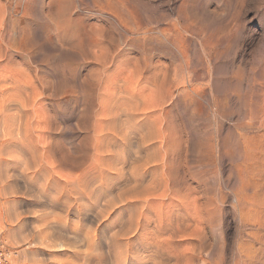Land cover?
Wrapping results in <instances>:
<instances>
[{"label": "rangeland", "instance_id": "rangeland-1", "mask_svg": "<svg viewBox=\"0 0 264 264\" xmlns=\"http://www.w3.org/2000/svg\"><path fill=\"white\" fill-rule=\"evenodd\" d=\"M112 38L117 47L106 58V64L102 65L98 59H103V55L98 49ZM96 41L100 42L98 47L94 46ZM132 104L136 106L135 110ZM109 107L111 110L115 107L114 112ZM118 112L120 115L116 117ZM0 115V129L6 126L8 129L5 128L7 132L0 130V147L6 148H0V190L7 186L3 191L5 194L0 191V250L4 254L0 264H76L74 260L78 258V252L86 250L87 246L74 228L80 224L82 228L85 225L84 231L90 230L95 222L91 218L78 222L69 216L65 222L71 226L52 221L51 224L52 216L56 215L50 213L45 216L50 212L44 203L45 193H57L62 189L64 193L71 191L70 187L74 186L71 183L76 178L81 179L83 172L88 174L93 170L92 175H97L100 171L101 176L110 178L107 173H113L122 162V159L116 160L117 153L122 155L124 152L127 156L131 155L126 156V164H122V172H127L126 176H112L109 183L117 181V185L113 184V191L104 192L105 197L96 202L100 205L98 209L103 198L111 196L110 200L118 201L134 193L131 190L134 181L129 171L140 167L138 163L143 160L144 164L148 163L147 166L161 162L155 177L163 170H170L167 186L177 191L169 194L170 191L163 187L159 191L148 190L151 194L153 190L156 191L152 195H160L159 198L148 195V191L147 195V192L142 193L141 198L149 201L144 205L147 208L144 215L148 221V226L144 228L146 238L147 241H154L151 240L153 245L148 241L151 247H145L146 251L138 250L136 254L137 250H134L132 257L141 255L148 259L144 264H156L155 261L157 264H264V0H0ZM134 117L138 122H134ZM100 118L102 121H99ZM115 118H119L120 125ZM123 120L125 123L121 122ZM2 121L6 123L3 125ZM132 121L138 125H133ZM131 123L136 129L132 128ZM114 131L121 134L119 140L114 141ZM8 132L14 135L6 134ZM15 133L19 137L17 140L14 139ZM125 133L129 134L126 138ZM8 135L10 139L14 137L12 141ZM36 138L40 139L37 141ZM15 140L22 143L14 144ZM142 141L145 143L144 149L140 144ZM130 143L140 149H133ZM15 146L20 147L15 150ZM49 146H52L51 149ZM8 148H13L11 153L7 152ZM17 150L19 153H16ZM133 150L138 151L135 154L140 160L143 157L149 160L143 158L137 162ZM151 150L153 153H149ZM34 154L38 156L35 158ZM29 158L38 160L39 163L35 161L38 165H34L33 161L27 164ZM5 160L12 164H5ZM90 160L96 161L92 164ZM95 163H98L97 167ZM248 163L251 166H247ZM24 168L25 171L22 170ZM45 170L50 171L46 173ZM39 173L46 174H40V177ZM145 175L143 184L150 181L152 173ZM96 178L99 182L100 178ZM46 179L54 180L56 185L61 184V188ZM38 181L39 187L36 186ZM143 184L139 186V191ZM246 184L249 186L244 187ZM66 185L70 187L66 189ZM137 187L135 192L138 191ZM120 190L121 197L118 193ZM172 194L176 198L170 196ZM145 195L148 199L151 196L156 204L151 203ZM118 202L117 205L120 204ZM86 203L90 204L88 201ZM155 206L159 209L162 207L161 217ZM140 207V202L136 208H132L133 211L124 207L128 209L124 217H128L130 211L135 213ZM57 209L51 211L60 213V209ZM149 209L154 210L153 213ZM63 216L60 215V218ZM98 219V223H101L104 217ZM42 223L45 227L41 226ZM163 225H167L166 228ZM41 229L42 232L46 230L41 233H49L45 236L50 235V238L41 235ZM144 229L141 230L143 232L139 231L141 235L145 234ZM153 229L157 231V236ZM111 232L108 228L103 236L107 237ZM148 233L155 234L157 243L154 236ZM161 233L165 237L161 238ZM38 235L44 239L41 241ZM137 235L133 242L138 239ZM105 237L100 244L101 250L95 251V255L99 251L102 257L100 259L98 253L97 264H115L114 246L111 244L113 248L110 246V250L106 248ZM143 237L137 241H143ZM67 243H71V247ZM78 243L82 246L79 249L76 248ZM171 247L175 248V252ZM81 248L84 250L81 251ZM156 249L159 254L151 252ZM169 249L173 256L169 254Z\"/></svg>", "mask_w": 264, "mask_h": 264}, {"label": "bare ground", "instance_id": "bare-ground-1", "mask_svg": "<svg viewBox=\"0 0 264 264\" xmlns=\"http://www.w3.org/2000/svg\"><path fill=\"white\" fill-rule=\"evenodd\" d=\"M112 1V0H111ZM115 42V40L112 38V39H110V41L108 42V44H106V45H101L100 47H99V51L100 52H102V55H103V59H102V57H100V60L98 59V62H102V65L103 64H106V58H108V56H110V54H111V51L112 50H114L116 47H117V45L114 43ZM100 42H95L94 43V46H97L98 47V44H99ZM101 55V54H100ZM101 59H102V61H101ZM99 65V64H98ZM104 67H106V65L104 66ZM115 96H116V94H115ZM111 97H112V95H111ZM118 97H121V96H118ZM118 97L116 98V99H118ZM125 97V96H124ZM124 97H122V98H124ZM129 97V96H128ZM127 97V98H128ZM131 97V96H130ZM129 97V98H130ZM122 98H120V99H122ZM133 98V97H132ZM113 100V99H112ZM127 100L128 99H126L125 100V102H127ZM133 100V99H132ZM118 101V100H117ZM112 102V101H111ZM120 103H122L123 102V99H122V102H121V100L119 101ZM124 102V103H125ZM129 102H130V100H129ZM132 102H134V101H132ZM131 103V102H130ZM134 103H136V102H134ZM16 104V103H15ZM14 104V105H15ZM115 104V103H114ZM125 104H127V105H129L128 103H125ZM125 104H123V105H125ZM16 105H19V104H16ZM116 107H117V102H116ZM114 105V106H115ZM118 105H119V103H118ZM126 105V106H127ZM121 106H122V104H121ZM132 107H133V110H135L134 108L136 107V106H133V104H132ZM110 108V107H109ZM115 108V107H114ZM114 108H113V110H114ZM120 108V107H119ZM124 108H126L125 106H124ZM128 108H129V106H128ZM117 109V108H116ZM115 109V113H116V110ZM121 109V108H120ZM109 110V109H108ZM107 110V111H108ZM110 110H111V108H110ZM113 110H111V111H113ZM122 110H123V108H122ZM128 110V109H127ZM132 110V109H131ZM133 110H132V112H133ZM119 111V110H118ZM125 111V113H126V110H124ZM114 112V111H113ZM121 113H124V112H122V111H120ZM120 112H118V114L116 115L115 114V116L116 117H119L118 115H120L119 113ZM109 113V112H108ZM112 113V112H111ZM127 113H128V111H127ZM134 113V112H133ZM105 113H103L102 115L103 116H106V115H104ZM129 114V113H128ZM108 115V114H107ZM121 115H123V114H121ZM134 115H135V113H134ZM134 115H130V116H134ZM1 116V115H0ZM3 116H5V115H3ZM2 116V117H3ZM102 116V117H103ZM109 116H110V114H109ZM112 116H113V113H112ZM124 116V115H123ZM127 116V115H126ZM125 116V117H126ZM129 116V117H130ZM111 117V116H110ZM110 117H108V118H110ZM122 117V116H121ZM139 117H141V115L140 116H138V118ZM1 118V117H0ZM7 118V117H6ZM16 118V117H15ZM20 118V117H19ZM113 118H114V116H113ZM123 118V117H122ZM3 119H4V117H3ZM98 119V118H97ZM104 119V118H103ZM107 119V118H106ZM117 118H115V120H116ZM119 119V118H118ZM117 119V120H118ZM132 119V118H131ZM134 119V122H138V121H136L135 120V117L133 118ZM137 119V118H136ZM143 119V118H142ZM141 119V120H142ZM6 120V119H5ZM12 120V119H11ZM20 120V119H19ZM101 120V118L99 119V121ZM105 120V119H104ZM109 120H111V119H109ZM108 120V121H109ZM113 120V119H112ZM138 120V119H137ZM140 120V119H139ZM97 121V120H96ZM98 121V122H99ZM102 121V120H101ZM126 121V120H125ZM143 121V120H142ZM4 122L6 123V121H2L1 122V124L3 123V125H4ZM105 122V121H104ZM109 122H111V121H109ZM118 123H119V120L117 121ZM121 122H124V120L123 121H121ZM133 122V121H132ZM134 122H133V125H138V123H136V124H134ZM106 123H107V121H106ZM115 123V122H114ZM125 123V122H124ZM129 123H130V121H129ZM143 123V122H142ZM20 124H21V121H20ZM26 124V123H25ZM24 124V125H25ZM102 124V123H101ZM105 124V123H104ZM111 123H109V125H110ZM123 124V123H122ZM23 125V124H22ZM97 125H99V124H97ZM103 125V124H102ZM112 125V124H111ZM114 125V124H113ZM119 125H120V123H119ZM124 125V124H123ZM127 125V124H126ZM132 125V123H131V126H133ZM2 126V125H1ZM14 126V125H13ZM101 126V125H100ZM116 126V125H115ZM115 126L113 127V128H115ZM128 126V125H127ZM130 126V125H129ZM140 126V125H139ZM26 127V126H25ZM109 127L110 126H108V129H109ZM116 127H118V126H116ZM6 129H7V126L5 127ZM4 128V129H5ZM101 128V127H100ZM102 128H103V126H102ZM119 128V127H118ZM123 128H124V126H123ZM122 128V129H123ZM132 128H135L136 129V127H132ZM142 128H144V126H142ZM4 129H0V130H4ZM4 130V132L6 131L7 132V130ZM11 129V128H10ZM10 129H9V131H10ZM14 129V128H13ZM25 129V128H24ZM104 129H105V127H104ZM111 129H112V127H111ZM116 129V128H115ZM121 129V128H120ZM135 129H133V130H135ZM137 129H138V127H137ZM145 129V128H144ZM18 130V129H17ZM20 130H21V128H20ZM46 130V129H45ZM103 130V129H102ZM113 130V129H112ZM118 130V132H120V130L119 129H117ZM117 130H116V132H117ZM132 130V129H131ZM15 131V130H14ZM30 131V130H29ZM43 131V130H42ZM41 131V132H42ZM95 131V133H96V129L94 130ZM97 131H98V129H97ZM100 131V130H99ZM108 131V130H107ZM124 131V130H123ZM130 131V130H129ZM136 131V130H135ZM134 131V132H135ZM138 131H139V129H138ZM2 132V131H1ZM11 132V131H10ZM10 132H8V133H6V134H9ZM12 132H13V130H12ZM45 132V131H44ZM104 133H105V131H103ZM102 132V133H103ZM111 132V131H110ZM125 132V131H124ZM126 132H127V130H126ZM137 132V131H136ZM141 132H143V134H144V131H143V129H142V131ZM146 132V131H145ZM148 132V131H147ZM146 132V133H147ZM3 133V132H2ZM1 133V134H2ZM19 133H20V131H19ZM21 133H23V132H21ZM27 133H28V131H27ZM46 133V132H45ZM44 133V134H45ZM101 133V134H102ZM121 133V132H120ZM120 133H117V134H115V131H114V133H113V138L115 139L114 141H116L117 139H118V137L119 136H121V134ZM132 133H133V131H132ZM149 133V132H148ZM10 134H13V133H10ZM16 134V133H15ZM28 134H30V133H28ZM40 134V133H39ZM88 134V133H87ZM94 134V133H93ZM92 134V135H93ZM115 134V135H114ZM135 134V133H134ZM136 134H139L138 132L136 133ZM142 133H140V135H141ZM14 135V134H13ZM13 135H12V137H13ZM21 135V134H20ZM48 135V134H47ZM91 135V136H92ZM100 134L98 133V136H99ZM126 135H127V137H128V135L129 134H126L125 133V138H126ZM140 135H138L139 137H140ZM145 135V134H144ZM143 135V136H144ZM146 135H148V134H146ZM150 135V134H149ZM7 136V135H6ZM9 136V135H8ZM17 136V134L15 135V137ZM23 136V135H22ZM24 136H25V134H24ZM30 136V135H29ZM40 136H41V134H40ZM97 136V137H98ZM101 136V135H100ZM111 136V137H112ZM3 137H4V135H3ZM21 137V136H20ZM32 137H34V135H32ZM36 137V136H35ZM45 137V136H44ZM48 137H50V136H48ZM106 137V136H105ZM108 137V136H107ZM138 137V138H139ZM141 137H142V135H141ZM140 137V138H141ZM145 137V136H144ZM148 137V136H147ZM150 137V136H149ZM0 138H2V137H0ZM6 138V137H5ZM4 138V139H5ZM9 139H10V136L8 137ZM14 138V137H13ZM13 138H11L10 140L12 141V139ZM17 138H19V137H16V138H14V139H16L17 140ZM23 138V137H22ZM25 138H27V135H26V137ZM24 138V140H26ZM30 138V137H29ZM28 138V139H29ZM109 138V137H108ZM137 138V137H136ZM135 138V139H136ZM139 138V139H140ZM143 138V137H142ZM141 138V139H142ZM152 138V137H151ZM9 139H8V141H9ZM21 139V138H20ZM27 139V140H28ZM37 139V138H36ZM38 139H40V138H38ZM38 139H37V141H38ZM42 139V138H41ZM97 139V138H96ZM120 139H123V138H120ZM135 139H133V141L135 140ZM140 139V140H141ZM144 139V138H143ZM1 140V139H0ZM15 140V141H16ZM23 140V141H24ZM90 140V139H89ZM93 140H94V138H93ZM110 140V139H109ZM119 140V139H118ZM123 140H125V139H123ZM140 140H139V142H140ZM5 141V140H4ZM3 141V142H4ZM7 141V140H6ZM10 141V142H11ZM14 141V140H13ZM20 141V140H19ZM44 141V140H43ZM46 141H47V139H46ZM45 141V142H46ZM99 141V140H98ZM107 141V140H106ZM111 141V140H110ZM143 141H145V139L143 140ZM143 141H142V143H140V144H143ZM3 142H2V144H3ZM18 141H16V142H14V144L15 143H17ZM21 142V141H20ZM20 142H18L19 144H20ZM25 142V141H24ZM27 142H29V141H27ZM49 142V141H48ZM94 142V141H93ZM96 142V141H95ZM123 142V141H122ZM122 142H121V144H122ZM125 142V141H124ZM136 142V141H135ZM139 142H138V144H139ZM146 142H147V140H146ZM11 143H13V142H11ZM22 143V142H21ZM32 143H34V140L32 141ZM31 143V141H30V144H32ZM36 143V142H35ZM47 143V142H46ZM49 143H51V142H49ZM48 143V144H49ZM98 143V142H97ZM101 143V142H100ZM106 143H108V142H106ZM112 143V142H111ZM110 143V144H111ZM117 143V142H116ZM116 143H114V144H116ZM119 144H120V141L118 142ZM128 144H129V142H127ZM131 143H132V141H131ZM130 143V144H131ZM1 144V143H0ZM10 144V143H9ZM13 144V145H14ZM47 144V145H48ZM103 144V143H102ZM102 144H100L101 146H102ZM134 144V143H133ZM137 144V145H138ZM145 144V143H144ZM143 144V147H142V145H141V147L144 149V145ZM4 145V144H3ZM23 145V144H22ZM21 145V146H22ZM27 145H29V144H27ZM33 145V144H32ZM31 145V146H32ZM35 145V144H34ZM50 145V144H49ZM98 145V144H97ZM104 145V144H103ZM125 145V144H124ZM132 145V144H131ZM8 146V145H7ZM37 146V145H36ZM41 146V145H40ZM39 146V147H40ZM74 147H75V145H73ZM72 146V147H73ZM100 146V147H101ZM112 146V145H111ZM121 146V145H120ZM125 146H128L129 147V145H125ZM6 147V146H5ZM14 147V146H13ZM16 147L17 146H15V150H16ZM20 147V146H19ZM19 147H17V148H19ZM25 148H26V145L24 146ZM29 146H27V148H28ZM50 147H52V146H49V148ZM73 147V148H74ZM107 147V146H106ZM110 147V146H109ZM130 147H134V145H132V146H130ZM140 147V146H139ZM147 147V146H146ZM0 148H2V146L0 147ZM10 148V147H9ZM9 148H8V150H7V152L8 151H10L11 149H13V148H11L10 150H9ZM29 148H31V147H29ZM35 148V147H34ZM34 148L32 147V149L34 150ZM49 148H47L46 150L48 151V149ZM77 148V147H76ZM79 148V147H78ZM83 148V147H82ZM94 148V147H93ZM102 148V147H101ZM134 148H138L137 146L136 147H134ZM133 148V149H134ZM2 149H6V148H2ZM51 149V148H50ZM104 150H105V148H103ZM107 149V148H106ZM110 149V148H109ZM112 149H113V147H112ZM131 149V148H130ZM138 149H140V148H138ZM142 149V150H143ZM146 149H148V147L146 148ZM145 149V150H146ZM1 150V149H0ZM27 150H30V149H27ZM128 150V149H127ZM142 150L140 151V152H142ZM160 150V149H159ZM234 150V149H233ZM3 151V150H2ZM6 151V150H5ZM18 151V152H17ZM16 151V153H19V150H17ZM21 151H22V147H21ZM24 151H26V150H24ZM35 151V150H34ZM39 150H37V152H38ZM52 151V150H51ZM99 151V150H98ZM101 151H102V149H101ZM146 151H148V150H146ZM145 151V152H146ZM156 151V150H155ZM154 151V152H155ZM165 151V150H164ZM6 152V153H7ZM12 152H14V150L12 151ZM29 152H32L31 150L29 151ZM28 152V153H29ZM36 152V151H35ZM35 152H33V153H35ZM75 152H76V150H75ZM107 152L109 153V151L107 150ZM120 152V151H119ZM133 152H134V154H135V152H137L138 153V151H134L133 150ZM167 152V151H166ZM0 153H2V152H0ZM4 153V152H3ZM10 153H11V151H10ZM15 153V154H16ZM27 153V152H26ZM39 153L40 152H38L37 154L39 155ZM52 153H53V151H52ZM86 153V152H85ZM98 154H99V152H97ZM96 153V154H97ZM104 153H106V152H104ZM115 153H117L116 151H115ZM122 153H123V151H122ZM125 153V152H124ZM119 154L118 155V153H117V161L119 160V159H122V162H121V165H120V167H115L114 165H113V167H115V171H114V169H113V173H111V172H108L107 174H109V176H110V178H108L107 176H101V174L102 173H100V171H98L99 173L96 175V173L95 174H93L92 175V167H91V169L90 170H92L90 173H82V176L80 175V178L81 179H78V178H76L75 179V182L73 181V183H71L72 185H74V186H72V187H70L71 188V191H67L66 189L67 188H69V187H67V185H66V193H64V191H60V192H57V193H52V194H49L48 192L47 193H45V194H47V195H45L44 196V198H43V196H42V194H41V197L44 199V203L46 204V206L47 207H49V209H50V212H47L46 214H45V216H48V214H50V213H54L56 216H52V220H50V223H51V221L53 222V223H63V226H65L66 224H69L70 225V223H66L67 221L66 220H69V216H73L75 219H77V221L79 222L80 220H82V219H84V218H87L88 220L91 218V220H93V222H95V225L90 229V230H86V231H84L83 230V228L85 227V225H84V227L82 228L81 226H79L80 224H78V226L77 227H75L74 228V230L75 231H77V232H79L80 233V235H81V241H83L84 242V245H86L87 246V249L86 250H84L83 248H81V251H82V249L84 250V251H82V252H78V251H76V252H78V254H79V256H76V257H78L77 259H79V257H80V259H79V261H80V264H97L98 263V261H99V258L98 257H101L100 256V253H99V251H97V254L95 255V251L98 249H100L102 246H100V244H101V242H103L102 241V238L103 237H105V236H103V233H104V231L106 230V229H111L112 230V232L109 234V236H107V237H105L104 239V246L106 247V248H109V250L111 249L110 248V246H114V248H113V246H112V248L114 249V253H115V255H114V253H113V255H114V259H115V257L117 258V260H116V263L115 264H144L143 262H147V260H145V258H143V257H141V255H140V257H132V255L131 254H133V252H134V250H137L136 251V254H137V252H138V250L140 251L141 250V252H143V250L144 251H146L144 248L145 247H151L150 245H149V242H150V244L151 245H153L152 243H151V240L152 239H150V240H148L147 241V233L145 232V229L144 228H146L147 226H148V221H146V217H145V215H144V211L147 209L144 205H145V202H149V201H147L146 199H142L141 198V195H143L142 193L143 192H147L148 190H150L151 191V189H156V190H160L161 189V187H163V189H165V190H169L170 191V193L169 194H171V192H174L175 190H174V187H173V189L171 188V187H168L167 186V184L169 183V180H170V176H171V174H169V173H171L170 172V170L169 171H165V170H163L162 171V173H160L159 174V176L158 177H155V173H157V171H156V169H157V166H159L160 165V163H159V165H158V163H156V162H154V160H152L154 163L152 164V165H149V166H147L148 165V163H143V162H145L144 160L142 161V159L144 158L145 160H149V159H146L145 157H143L141 160L139 159L140 157H137L136 155H138V154H135L133 157H135V158H137V162L140 160V161H142V163H138L139 165H140V167H134V168H132L130 171H129V174L130 175H132L131 177H133L132 178V180L134 181L133 183H134V187L132 186V185H130V186H132L133 188L131 189V190H134V193H132L131 195H128V197H122L120 200H118L119 202H120V204L119 205H117L116 203L118 202V201H112V200H110V198H111V196H109L110 198H108L109 199V201H107L108 199H105V198H103V199H101V203H99V204H101V207L98 209V207L100 206V205H98V203H96L97 201H99V199L100 198H102L103 196L105 197V195H103L104 194V192H110L111 190L113 191V184H115V182H117V181H113L114 183H112V182H110L109 183V180H111L113 177L112 176H114V175H117L118 177H124V176H126L125 174L127 173V172H122V170L124 169L123 168V166H122V164L125 162L124 160H125V158H126V153L125 154ZM148 153V152H147ZM149 153H153L152 152V150H151V152H149ZM157 153V152H156ZM156 153L154 154V156L156 155ZM160 153H162V152H160ZM159 153V154H160ZM169 153V152H168ZM171 153V152H170ZM32 154V153H31ZM93 154H94V152H93ZM102 154V153H101ZM112 154V153H111ZM143 154V153H142ZM232 154V153H231ZM13 155V154H12ZM18 155V154H17ZM20 155V154H19ZM38 155H35L34 154V157L36 158V156H38ZM63 155V154H62ZM80 155H81V153H80ZM79 154H78V156H80ZM84 155V154H83ZM104 155V154H103ZM108 155V154H107ZM145 155V154H144ZM149 155V154H148ZM161 155V154H160ZM168 155V154H167ZM237 155V154H236ZM14 156H16V155H14ZM24 156V155H23ZM53 156V155H52ZM64 156H66V155H64ZM98 156V155H97ZM102 156V155H101ZM105 156H106V154H105ZM131 155H129V156H127V157H130ZM142 156V155H141ZM145 156H147V155H145ZM150 156V155H149ZM154 156H152V159H153V157ZM3 157V156H2ZM19 157V156H18ZM25 157H28V156H25ZM47 157V156H46ZM45 157V158H46ZM51 157V156H50ZM71 157V156H70ZM69 157V158H70ZM74 157H76V156H74ZM90 157V156H89ZM111 157V156H110ZM151 157V156H150ZM157 157V156H156ZM161 157H162V155H161ZM11 158H13V156L11 157ZM14 158H17V156L16 157H14ZM22 158H24V157H22ZM32 158V157H31ZM34 158V159H35ZM39 159H42L43 160V158L41 157L40 158V156L38 157ZM37 158V159H38ZM77 158V157H76ZM93 158V157H92ZM96 158V157H95ZM149 158V157H148ZM166 158H167V156H166ZM19 159V158H18ZM17 159V160H18ZM21 159V158H20ZM19 159V160H20ZM30 159V158H29ZM28 159V160H29ZM48 159V158H47ZM51 159V158H50ZM66 159V158H65ZM101 159H102V157H101ZM112 159H114V158H112ZM112 159H110V160H112ZM154 159H156V158H154ZM157 159H159V158H157ZM3 160V159H2ZM7 160V159H6ZM5 160V164H8L9 166H10V164H12V162H10V161H6ZM11 160V159H10ZM13 160V159H12ZM11 160V161H12ZM28 160H27V162H28ZM41 160V161H42ZM69 160V159H68ZM75 160H77V159H75ZM93 160V159H92ZM92 160H90V162L92 161ZM133 160H134V158H133ZM133 160H130V162H132ZM160 160H162V159H160ZM159 160V161H160ZM0 161H1V159H0ZM14 161V160H13ZM26 161V160H25ZM33 160H31L30 159V161L27 163V164H29L30 162H32ZM35 161L37 162L38 160H36L35 159ZM35 161H33L34 162V165H35ZM67 161V160H66ZM70 161H71V159H70ZM96 160H94V161H92V164H94L93 162H95ZM102 161V160H101ZM109 161V160H108ZM113 161V160H112ZM111 161V162H112ZM115 161V160H114ZM152 161H151V163H152ZM174 161V160H173ZM172 161V162H173ZM3 162V161H2ZM7 162H9V163H7ZM15 162H16V160H15ZM19 162H21V164H22V161H19ZM18 162V163H19ZM47 162V161H46ZM53 162V161H52ZM51 162V163H52ZM74 162V161H73ZM104 162V161H103ZM128 162V161H127ZM134 162V161H133ZM147 162H149V161H147ZM157 162H158V160H157ZM171 162V163H172ZM25 163V164H26ZM37 163H39V162H37ZM36 163V164H37ZM41 163H43V162H41ZM54 163V162H53ZM113 163H115V162H113ZM117 163V162H116ZM136 163V162H135ZM134 163V164H135ZM150 163V164H151ZM15 164V163H14ZM13 164V165H14ZM16 164H17V162H16ZM31 164V163H30ZM50 163H48V165H49ZM67 164H69V163H67ZM71 165H72V163H70ZM90 164V163H89ZM96 164V166L95 167H97V165H98V163H95ZM99 164H100V162H99ZM105 164V163H104ZM124 164H126V163H124ZM123 164V165H124ZM143 164V165H142ZM163 164V163H162ZM162 164H161V166L159 167V168H161L162 167ZM167 164H170V163H168L167 162ZM19 166H20V164H18ZM17 165V166H18ZM33 165V164H32ZM38 165V164H37ZM44 165H46L45 163H44ZM65 165V164H64ZM75 165V164H74ZM101 165V164H100ZM119 165V164H118ZM131 165V164H130ZM164 165V164H163ZM24 167H25V165H23ZM29 167V165H26V167ZM40 166V165H39ZM41 166H43L42 164H41ZM40 166V167H41ZM53 166V165H52ZM89 166V165H88ZM92 166V165H91ZM138 166V165H137ZM172 166V165H171ZM247 166H251V164L250 163H248L247 164ZM36 167V166H35ZM74 167V166H73ZM79 167V166H78ZM101 167V166H100ZM106 167V166H105ZM111 167V166H110ZM112 167V168H113ZM164 167V166H163ZM43 168V167H42ZM47 168H50V167H48L47 166ZM47 168H46V170H47ZM102 168H104V167H102ZM171 168H173V167H171ZM170 168V169H171ZM34 169V168H33ZM38 169V168H37ZM75 169H77V168H75ZM87 169H89V168H87ZM98 169H99V167H98ZM107 169H109V168H107ZM166 169V168H165ZM169 169V168H168ZM245 169V168H244ZM23 171H25V168L24 169H22ZM28 170V169H27ZM31 170H32V168H31ZM45 170V171H46ZM53 169H51V171H52ZM84 170H86V169H84ZM125 170H127V169H125ZM159 171H160V169H158ZM35 171V170H34ZM38 171H40V170H38ZM48 171H50V170H48ZM48 171H46V173H48ZM82 171V170H81ZM89 171V170H88ZM109 171V170H108ZM159 171H158V173H159ZM27 172V171H26ZM32 172V171H31ZM41 172V171H40ZM54 172V171H53ZM52 172V173H53ZM57 172H58V170H57ZM87 172V171H86ZM94 172V171H93ZM97 172V171H96ZM152 173V177L150 178V176L148 177V178H150V181L148 180V178H147V180L148 181H146L147 182V184L146 183H142L143 181H144V177L146 176L145 174L146 173ZM173 172V171H172ZM22 173V172H21ZM34 173V172H33ZM46 173H42V174H46ZM51 173V172H50ZM104 173H105V171H104ZM13 176H14V173H11ZM40 174L41 173H39L38 175L40 176ZM42 174H41V176H42ZM54 174V173H53ZM53 174H52V178L53 179H55V175L53 176ZM56 174V173H55ZM80 174H81V172H80ZM5 175H7L6 173H5ZM11 175V176H12ZM18 175H19V173H18ZM21 175H23V174H21ZM31 175V174H30ZM48 175V174H47ZM128 175V174H127ZM25 176V175H24ZM23 176V177H24ZM27 176H29V175H27ZM31 176H34V175H31ZM31 176H29L30 178H31ZM36 176V175H35ZM40 176V177H41ZM79 176V175H78ZM174 176V175H173ZM6 177V176H5ZM16 177V176H15ZM22 177V178H23ZM38 177V176H37ZM36 177V178H37ZM62 177V176H61ZM66 177V176H65ZM96 177H98V178H100V180H99V182H97V178ZM117 177V178H118ZM0 178H1V176H0ZM21 178V179H22ZM34 178V177H33ZM44 178V177H43ZM57 178V177H56ZM63 178V177H62ZM62 178H60V180L62 179ZM66 178H68V180L70 179L69 177H66ZM71 178H72V176H71ZM157 178V179H156ZM24 179H25V177H24ZM49 179V178H48ZM59 179V178H58ZM95 179V180H94ZM146 179V178H145ZM173 179V178H172ZM1 180V179H0ZM2 180H4V179H2ZM27 179H25V181H26ZM31 180V179H30ZM37 180H38V178H37ZM45 180V179H44ZM47 180V179H46ZM52 180V179H51ZM57 180V179H56ZM59 180V181H60ZM70 180H72V179H70ZM176 180V179H175ZM24 181V180H23ZM29 181V180H28ZM36 181V180H35ZM43 180L41 179V182H42ZM50 180H47V182H49ZM66 181V180H65ZM128 181V180H127ZM6 182H9V181H6ZM34 182V181H33ZM50 182H52V181H50ZM49 182V183H50ZM53 182H54V180H53ZM53 182H52V184H53ZM62 182V181H61ZM68 182V181H67ZM120 182H122V181H120ZM125 182H126V179H125ZM29 183H30V181H29ZM28 183V184H29ZM36 183H38L36 186H38V185H40V183H39V181L38 182H36ZM35 183V184H36ZM44 183H45V181H44ZM55 183V182H54ZM60 183V182H59ZM69 183V182H68ZM97 183V184H96ZM124 183V182H123ZM129 183H130V181H129ZM132 183V182H131ZM132 183V184H133ZM175 183V182H174ZM34 184V183H33ZM32 184V185H33ZM34 184V185H35ZM41 184H43V183H41ZM48 184V183H47ZM51 184V183H50ZM58 184V183H57ZM66 184V183H65ZM71 184H69V185H71ZM126 185L128 184V182L127 183H125ZM141 184H143L142 186H143V188H141L140 189V191L138 190L140 187V185ZM5 185V184H4ZM9 186H10V184H8ZM26 185V184H25ZM33 185V186H34ZM45 185H46V183H45ZM56 185V183L54 184V186ZM59 185H61V184H59ZM59 185H56V187L58 186V188L60 187ZM115 185H117V184H115ZM174 185V184H173ZM8 186V187H9ZM42 186H44V184L42 185ZM47 186V185H46ZM135 186L137 187V192H135L136 191V189H135ZM249 185H244V187H248ZM1 187V186H0ZM39 187V186H38ZM48 187H49V185H48ZM52 187H53V185H52ZM2 188H4V187H2ZM6 188H7V186H6ZM6 188H4V189H6ZM35 188V187H34ZM37 188V187H36ZM41 188V187H40ZM40 188H38V189H40ZM44 188V190L45 191H47V189H45L46 187H43ZM50 188V187H49ZM48 188V190H50ZM55 188V187H54ZM61 188V187H60ZM116 188V187H115ZM124 188V187H123ZM160 188V189H159ZM4 189H1L2 190V192L3 191H5ZM56 189V188H55ZM118 189H119V187H118ZM117 189V190H118ZM162 189V193L164 194V190ZM176 189H178V188H176ZM0 190V191H1ZM41 190V189H40ZM43 190V191H44ZM60 190V189H59ZM59 190H56V191H59ZM115 190V189H114ZM124 190V189H123ZM129 190V189H128ZM153 190V191H154ZM42 191V190H41ZM51 191V190H50ZM53 191V190H52ZM55 190H54V192H56ZM153 191H152V194H153ZM158 191H157V193H158ZM178 191H179V189H178ZM125 192V191H124ZM128 192V191H127ZM129 192L131 193V191L129 190ZM149 192V191H148ZM148 192L146 193V195L148 194ZM154 192H156V191H154ZM175 192H177V191H175ZM174 192V193H175ZM4 193V192H3ZM7 193V192H6ZM105 193V194H106ZM119 194H120V197L122 196L121 195V190H120V192H118ZM144 193V194H145ZM160 193V192H159ZM161 193V194H162ZM2 194V193H1ZM5 194V193H4ZM151 193L149 192V194L148 195H150ZM151 194V195H152ZM168 194V195H169ZM38 195V194H37ZM107 195V194H106ZM110 195H112V194H110ZM145 195V196H146ZM159 195V194H158ZM167 195V194H166ZM174 194H172V195H170V196H173ZM34 196H35V194H34ZM144 196V197H145ZM153 197H155L154 195H152ZM175 196V195H174ZM174 196H173V198H174ZM36 197V196H35ZM40 196H39V199L41 198ZM116 197H118L119 198V196H116ZM143 197V196H142ZM156 197H158V196H156ZM155 197V198H156ZM159 197H160V195H159ZM158 197V198H159ZM166 197V196H165ZM178 197V196H177ZM180 197V196H179ZM41 198V199H42ZM117 198V199H118ZM145 198H147V196L145 197ZM170 198V197H169ZM175 198H176V196H175ZM148 199V198H147ZM149 199L151 200V196H149ZM148 199V200H149ZM163 198L161 197V200H162ZM167 199V198H166ZM160 199H158V201H159ZM160 200V201H161ZM169 200V199H168ZM174 200V199H173ZM175 200H178V199H175ZM38 201V200H37ZM41 201V200H40ZM64 201V202H63ZM90 202V204L89 205H87V203L86 204H84V202ZM153 201V202H152ZM164 201V200H163ZM170 201H171V198H170ZM42 202V201H41ZM118 202V203H119ZM139 202H140V204H141V207L140 208H138L137 210H136V212L135 213H133L132 211H133V209L134 208H136L137 207V204H139ZM155 202H156V200H155ZM165 202V201H164ZM178 202H180V201H178ZM37 203V202H36ZM40 203V202H39ZM43 203V204H44ZM94 203H96L93 207L91 206V205H93ZM151 203H154V200H151ZM175 203H177L176 201H175ZM146 204H150V203H146ZM156 203H154V205H155ZM157 204H158V202H157ZM162 204H163V202H162ZM179 204V203H178ZM39 205V204H38ZM160 206H161V204H159ZM159 205H156V206H158V207H160ZM43 206H45V205H43ZM148 206H151V208H154V207H152V205L150 204V205H148ZM155 206V207H156ZM57 207L60 209V213L58 212H54V211H51V209L52 210H54L55 208L57 209ZM97 207V208H96ZM124 207H128V208H133L132 209V211H130V213L131 214H129L128 215V217H123L120 221H119V223H116L115 225H113L112 223H111V219H110V217H111V215L117 210V209H120V208H124ZM158 207H156V208H158ZM162 208V207H161ZM161 208L159 209H157L156 211H158V212H160V210H161ZM96 209V210H95ZM130 209V210H131ZM44 210V209H43ZM58 210V209H57ZM150 210V209H149ZM175 210V209H174ZM56 211V210H55ZM150 211H152V209L150 210ZM154 211V210H153ZM153 211H152V213H153ZM157 212V213H158ZM180 212V211H179ZM44 213H45V210H44ZM44 213H41V215L42 214H44ZM152 213H150L151 215H152ZM155 213V212H154ZM171 213V212H170ZM149 214V213H148ZM148 214H146V215H148ZM149 214V215H150ZM159 215H160V217H161V212L160 213H158ZM182 214V213H181ZM60 215H64L63 217L64 218H60ZM101 215V216H100ZM127 215V214H126ZM154 215V214H153ZM174 215H176V212H175V214ZM166 216V215H165ZM168 217H169V215H167ZM187 216V215H186ZM62 217V216H61ZM100 217H104V220H102V222L101 223H98V218H100ZM150 217H152V216H150ZM150 217H149V219H150ZM156 217V216H155ZM154 217V218H155ZM164 217V216H163ZM159 218V217H158ZM158 218H156V219H158ZM172 218V217H171ZM170 218V219H171ZM190 218V217H189ZM153 219V218H152ZM160 219V218H159ZM158 219V220H159ZM167 219V218H166ZM169 219V218H168ZM177 219V218H176ZM184 219H185V217H184ZM183 219V220H184ZM86 220V219H85ZM182 220V219H181ZM42 221V220H41ZM46 221V220H45ZM66 221V222H65ZM75 221V220H74ZM77 221H75L76 223H77ZM150 222L151 221H153V220H149ZM157 221V220H156ZM164 221V220H163ZM169 221V220H168ZM168 221H167V223L166 224H168ZM176 221V220H175ZM88 222H90L91 223V221H88ZM92 222V223H93ZM107 222V223H106ZM154 222V221H153ZM158 222V221H157ZM162 222V221H161ZM165 222V221H164ZM177 222V221H176ZM181 222V221H180ZM55 223V224H56ZM91 223V224H92ZM152 223V222H151ZM173 223V222H172ZM186 223V222H185ZM41 224V223H40ZM44 223H42V225L41 226H44L43 225ZM49 224V223H48ZM52 224V223H51ZM83 224V223H82ZM85 224V223H84ZM159 224V223H158ZM161 224V223H160ZM171 224V223H170ZM177 224H179V222L178 223H176L175 225L177 226ZM190 224V223H189ZM153 225H155L154 223H153ZM162 225V224H161ZM173 225V224H172ZM187 225V224H186ZM45 226H47V222H46V224H45ZM44 226V227H45ZM53 226H55V225H52V227ZM59 226V225H58ZM62 226V227H63ZM71 226V225H70ZM74 226H75V224H74ZM92 226V225H91ZM150 226V225H149ZM160 226V225H159ZM165 228H166V226L165 225H163ZM49 227H50V225H49ZM57 227V226H56ZM151 227V226H150ZM169 227V226H168ZM171 227V226H170ZM174 227V226H173ZM181 227H184V226H181ZM190 227V226H189ZM43 228V227H42ZM47 228V227H46ZM45 228V229H46ZM55 228V227H54ZM65 228V227H64ZM63 228V229H64ZM70 228V230L72 229L71 227H69ZM153 228V227H152ZM152 228L150 229V230H152ZM155 228H156V226H155ZM154 228V229H155ZM160 228V227H159ZM175 228V227H174ZM174 228L173 229H170V230H174ZM60 229V228H59ZM67 229V228H66ZM85 229H87V228H85ZM142 229H144V235H145V238L139 233V231H141ZM153 229V231H155ZM179 229V228H178ZM52 230V229H51ZM55 230V229H54ZM65 230V229H64ZM69 230V229H68ZM148 230V229H147ZM146 230V231H147ZM157 230H161V229H158L157 228ZM166 230V229H165ZM165 230H164V233H165ZM168 230H169V228L167 229V231L166 232H168ZM39 231V230H38ZM43 230L41 229V231H40V233L42 232ZM46 231V230H45ZM45 231L44 232H42V233H45ZM149 231V230H148ZM185 231V230H184ZM47 232H48V230H47ZM49 232H51V231H49ZM55 232V231H54ZM53 232V233H54ZM62 232V231H61ZM67 232V231H66ZM77 232H76V234H77ZM141 232H143V231H141ZM150 232V231H149ZM152 232V231H151ZM156 232V236H157V231H155ZM162 233H163V231H161ZM172 232V231H171ZM170 232V233H171ZM176 232V231H175ZM40 233H39V235H40ZM41 233V235H43ZM59 233L60 232H58V235H59ZM63 233V232H62ZM65 233V232H64ZM68 233V232H67ZM67 233H66V236H67ZM73 233V232H72ZM71 233V235H73ZM137 233L139 234V235H137ZM158 233H160V232H158ZM162 233H161V235H162ZM183 233V232H182ZM47 234H49V233H46V234H44L43 236L46 238V239H48L47 237H49L50 238V235L49 236H45V235H47ZM55 234V233H54ZM53 234V235H54ZM57 234V233H56ZM148 234H150V233H148ZM166 234V233H165ZM164 234V235H165ZM175 234V233H174ZM184 234V233H183ZM39 235H38V237H39ZM51 235H52V233H51ZM52 235V236H53ZM137 235V237H138V239L137 240H141L142 239V237H143V241H141V242H139V241H135V242H139V243H136V244H134L135 242H133L134 240H135V236ZM150 235H155V234H150ZM160 235V236H161ZM164 235H162V237L161 238H163V236ZM69 236V238H70V235H68ZM153 236H151V237H153ZM176 236V235H175ZM59 237V236H58ZM76 237H78L77 235H76ZM149 237V236H148ZM158 237H159V234H158ZM165 237V236H164ZM43 237H39V239L42 241L43 239H42ZM62 238H64V237H62ZM75 238V237H74ZM107 238H108V240L109 241H107ZM154 238H155V243H157L156 241L158 240V238L156 239V237L154 236ZM168 238V237H167ZM167 238H165V239H167ZM171 238V237H170ZM64 239H66V238H64ZM149 239V238H148ZM171 239H173V236H172V238ZM175 239V238H174ZM173 239V240H174ZM60 240V239H59ZM168 240V239H167ZM62 241V240H61ZM65 241V240H64ZM75 241V240H74ZM152 241H154V240H152ZM163 241V240H162ZM166 241V240H165ZM165 241H164V243H165ZM169 241H170V239H169ZM72 243V242H71ZM71 243H70V245H68V243H67V246H69V247H71ZM159 243H161V241H160V239H159ZM62 244V243H61ZM79 245L76 247L77 249H79L78 247L80 246V243H78ZM112 244V245H111ZM165 244H167V243H165ZM169 244V243H168ZM167 244V245H168ZM75 245V244H74ZM82 245V244H81ZM84 245H83V247H84ZM160 244H158V246H159ZM60 246V245H59ZM86 246H85V248H86ZM162 246V245H161ZM80 247H82V246H80ZM153 247V246H152ZM156 247H157V244H156ZM174 247V246H173ZM75 248V247H74ZM159 248V247H158ZM172 248V247H171ZM77 249H75V250H77ZM112 249V250H113ZM151 249H153V248H151ZM155 249V248H154ZM161 249V248H160ZM165 249V248H164ZM175 249V248H174ZM174 249L172 248V250L174 251ZM70 250V249H69ZM101 250V249H100ZM111 250V252H113ZM148 250H150V249H148ZM147 250V251H148ZM171 250V251H172ZM74 251V250H73ZM157 252V249L156 250H152L151 252ZM158 251H159V249H158ZM161 251H163V250H161ZM160 251V252H161ZM167 251V250H166ZM169 251H170V249H169ZM171 251H170V253L167 251L166 253L168 254H170L171 255ZM104 252H106L105 250H104ZM110 252V251H109ZM175 252V251H174ZM71 253V252H70ZM73 253H75V251L73 252ZM98 253H99V256L97 257V255H98ZM150 252L148 251V253L147 254H149ZM158 253V252H157ZM77 254V253H76ZM76 254H74V256L76 255ZM77 254V255H78ZM101 254H102V252H101ZM112 254V253H111ZM147 254H146V256H147ZM159 254V253H158ZM158 254L156 255V258H157V256H158ZM162 254V253H161ZM160 254V255H161ZM172 254H174L173 252H172ZM108 255V254H107ZM151 255L153 256L154 254L153 253H151ZM150 255V256H151ZM160 255H159V257H160ZM177 255V254H176ZM142 256H144V253H143V255ZM150 256H148V258L150 257ZM152 256L150 257V258H152ZM171 256H173V255H171ZM179 256V255H178ZM113 257V256H112ZM165 257H167L168 258V256H165ZM155 258V257H154ZM172 258H174V257H172ZM74 260L75 262L77 261V263L76 264H78L79 263V261L78 260ZM100 259H102V257L100 258ZM113 259V258H112ZM161 259L162 258H160V261H161ZM164 259V258H163ZM151 260V259H150ZM155 260V259H154ZM175 260H176V258H175ZM149 261V260H148ZM158 262H159V260H158ZM111 263V262H110ZM109 263V264H110ZM151 263H152V261H151ZM155 263L157 264V262L155 261ZM177 263V262H176ZM100 264V263H99ZM153 264V263H152Z\"/></svg>", "mask_w": 264, "mask_h": 264}, {"label": "snow or ice", "instance_id": "snow-or-ice-1", "mask_svg": "<svg viewBox=\"0 0 264 264\" xmlns=\"http://www.w3.org/2000/svg\"><path fill=\"white\" fill-rule=\"evenodd\" d=\"M128 209L127 208H120L117 209L113 215L111 223L115 225L116 223H119V221L127 214Z\"/></svg>", "mask_w": 264, "mask_h": 264}, {"label": "built area", "instance_id": "built-area-1", "mask_svg": "<svg viewBox=\"0 0 264 264\" xmlns=\"http://www.w3.org/2000/svg\"><path fill=\"white\" fill-rule=\"evenodd\" d=\"M3 251L0 250V261L3 260Z\"/></svg>", "mask_w": 264, "mask_h": 264}]
</instances>
